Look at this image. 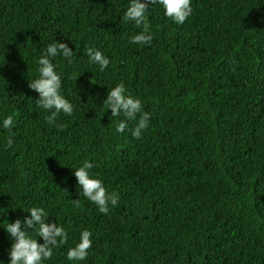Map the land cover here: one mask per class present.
<instances>
[{
  "label": "trees",
  "instance_id": "16d2710c",
  "mask_svg": "<svg viewBox=\"0 0 264 264\" xmlns=\"http://www.w3.org/2000/svg\"><path fill=\"white\" fill-rule=\"evenodd\" d=\"M128 3L0 0V122L14 121L0 127V223L43 207L62 224L69 239L44 264H75L67 252L85 229L79 264H264V0H192L183 25L150 5V46L129 43L142 29L123 22ZM56 41L75 51L53 61L74 106L62 128L29 87ZM89 47L110 58L105 71ZM119 83L151 113L139 139L133 122L117 133L122 117L104 105ZM85 160L120 196L107 215L79 193ZM11 243L0 227L5 264Z\"/></svg>",
  "mask_w": 264,
  "mask_h": 264
},
{
  "label": "clouds",
  "instance_id": "9594fccd",
  "mask_svg": "<svg viewBox=\"0 0 264 264\" xmlns=\"http://www.w3.org/2000/svg\"><path fill=\"white\" fill-rule=\"evenodd\" d=\"M150 5L152 8L156 5L162 7L164 15L177 25H183L193 11L192 0H129L122 20L132 22L136 28L142 29L129 37L130 44L141 46L152 44L154 37L149 22ZM86 52L90 65H97L101 72L108 68L110 58L99 49L89 47ZM74 55L75 51L67 42L49 43L37 61L38 77L29 80V87L38 93L36 103L38 107L47 111L45 119L52 127H63L57 122L61 113L65 116H72L74 113L73 104L62 95V77L56 70L57 64L53 61L57 57H62L69 63H74ZM104 105L111 110L112 117H122L116 125L117 133H125L129 122L135 123V127L130 129L133 138L139 139L148 129L151 113L145 110L139 98L129 93L124 83L117 84L108 92ZM13 123V117L9 115L2 119L0 127L7 130ZM12 144V140L9 139L7 146L11 148ZM94 167L93 162L85 160L81 166L74 169L73 174L79 186V193L82 190L83 196L95 204L100 213L107 215L111 209L119 205L120 196L116 191L106 188L104 181L91 171ZM73 203L78 204L79 200H73ZM24 212L29 215L23 220L17 219L6 225L0 223V227L5 229L12 241L7 264H44L53 257L54 248L67 243L69 233L59 222H49L50 215L43 207H31ZM35 237L42 238L43 242ZM91 237L92 233L89 230H83L80 233V242L68 250L67 259L75 264L86 260L93 245ZM0 264H5V261L0 260Z\"/></svg>",
  "mask_w": 264,
  "mask_h": 264
}]
</instances>
